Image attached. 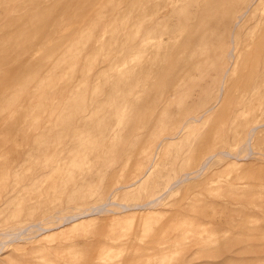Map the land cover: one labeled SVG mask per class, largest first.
<instances>
[{
  "label": "rangeland",
  "instance_id": "obj_1",
  "mask_svg": "<svg viewBox=\"0 0 264 264\" xmlns=\"http://www.w3.org/2000/svg\"><path fill=\"white\" fill-rule=\"evenodd\" d=\"M82 2L0 0V264H264V0Z\"/></svg>",
  "mask_w": 264,
  "mask_h": 264
},
{
  "label": "bare ground",
  "instance_id": "obj_2",
  "mask_svg": "<svg viewBox=\"0 0 264 264\" xmlns=\"http://www.w3.org/2000/svg\"><path fill=\"white\" fill-rule=\"evenodd\" d=\"M84 1V0H83ZM107 1H109V0H107ZM80 2V1H79ZM81 2H82V0H81ZM83 3V2H82ZM81 6H83V5H81ZM96 6V5H95ZM69 7H70V5H69ZM77 7H80V6H77ZM87 9V8H86ZM94 9V8H93ZM95 9H96V12L98 13V10L100 9V8H97V7H95ZM92 10V9H91ZM67 11V10H66ZM80 13V12H79ZM89 13V12H88ZM83 14V15H79V18H78V23L79 24H85L87 21L86 20H84V18L86 17H88L89 15H92V13L90 12V14ZM100 13V15H101V11L99 12ZM6 14V13H5ZM93 16V15H92ZM92 16H90V17H92ZM90 17H88V18H90ZM55 20V22H56V19H54ZM49 28V27H48ZM78 34V35H77ZM82 34V40H84V41H89V39H87V36L85 35V33H84V31L82 30V27H79V29L78 30H76V31H74V33L73 34H71L72 36H67V37H69V40H70V42H73L72 43V46H70V47H68L67 49H65L63 52H61V53H55V52H57L55 49H57V48H59V47H54L53 48V51L50 53L51 55H52V57L54 58V63H55V65H56V68L54 69L53 67H52V70H56V69H58V68H60L59 69V71H57L56 72V75H60V73H63L64 71H66V69H64V68H61L62 67V65L64 64V61L63 62H61L60 63V65L59 66H57V64H56V59L58 58V59H62L61 57H63L65 54H67L70 50H72L74 47H75V45L77 44V43H82L81 41H80V35ZM75 35H77V36H75ZM26 38H27V36H25ZM24 37V38H25ZM31 37V36H30ZM25 38V39H26ZM29 38V37H28ZM52 39V38H51ZM56 39V38H55ZM22 40H24V39H22ZM26 41H27V39H26ZM56 41V40H55ZM54 41V42H55ZM28 42V41H27ZM30 42V41H29ZM20 43V42H19ZM58 42H56V44H57ZM24 44V43H23ZM21 45V44H20ZM19 45V46H20ZM26 45H27V43H26ZM25 45V46H26ZM55 45V44H54ZM53 45V46H54ZM68 45V43H65L63 46H67ZM79 45V44H78ZM78 45H76V47L78 46ZM81 45V44H80ZM29 45H27V47H28ZM30 46H31V44H30ZM63 46H61L60 48H59V51L61 50V48L63 47ZM21 47H24V45L23 46H21ZM32 47V46H31ZM35 47V45L33 46V48ZM26 49V48H25ZM35 49V48H34ZM48 50V49H47ZM51 50V49H50ZM13 51V50H12ZM28 52H29V50H27ZM26 51V52H27ZM5 52V51H4ZM20 52V51H19ZM23 52H25V51H23ZM27 52V53H28ZM50 52V51H49ZM49 52H47V53H49ZM14 54H15V52H13ZM36 53V52H35ZM17 55L19 54V53H16ZM31 54V53H30ZM61 54V55H60ZM19 55H22V56H25V55H23V53H21V54H19ZM6 56V55H5ZM9 56H11V55H9ZM8 56V57H9ZM28 57H29V55H27ZM14 57H15V59L14 60H16V55H14ZM21 57V56H20ZM51 57V56H50ZM32 58V57H31ZM21 59V58H20ZM19 59V60H20ZM68 59H69V61L70 62H72V64H74V65H79V63H81V59H79V58H77V57H73V56H70V58L68 57ZM25 60H27V59H24V61ZM28 60H30V59H28ZM9 61V60H8ZM22 61V60H21ZM12 62V61H11ZM15 62V61H14ZM20 62V61H19ZM23 62V61H22ZM27 62V61H26ZM60 62V61H59ZM10 63V62H9ZM8 63V64H9ZM17 64H20L19 66H21V63H18L17 62ZM30 64H32V62L30 63ZM29 64V65H30ZM12 65V64H11ZM16 65V64H15ZM29 65H28V68H29ZM6 66H7V64H6ZM16 66H18V65H16ZM16 66H14L15 68H16ZM13 67V68H14ZM6 68V67H5ZM12 67L10 68L9 67V69L11 70V72H13V71H15V68H14V70H12L13 69ZM27 68V69H28ZM20 69V68H19ZM30 69H31V67H30ZM29 69V70H30ZM6 70H7V68L5 69V73H6ZM10 70H8L7 72H9ZM17 70V69H16ZM76 71V70H75ZM69 73L70 72H72V71H68ZM5 73H3L4 75H5ZM15 73V72H14ZM9 74H10V72H9ZM7 75V74H6ZM5 75V76H6ZM10 75H12V74H10ZM7 77H9V76H6V78ZM5 110V109H4ZM3 120L5 121L6 120V117H4L3 118ZM2 120V121H3ZM256 129H257V127H256ZM253 134L255 133V131H254V128H253ZM252 131H251V133H252ZM252 136V135H251ZM253 137V136H252ZM251 137H250V133H249V138L248 139H250ZM250 140H252V139H250ZM248 143V142H247ZM247 143H245V144H247ZM251 143V142H250ZM249 145V148H250V144H248ZM249 151H250V149H249ZM219 153V152H218ZM220 153H221V155L223 154L224 156L225 155H230L231 156V154H229L228 152H221L220 151ZM219 153V154H220ZM218 154H216V155H212V156H210L209 158H207V160L205 161V163H203V165L201 166V168L199 169V172L200 171H202V170H204L205 168H206V166L207 165H209L210 164V162L217 156ZM252 155V152H250L248 155H247V158H249L250 156ZM234 157V156H233ZM237 158V157H236ZM6 165H9V163H6ZM2 172H0L1 174L4 172V169L3 170H1ZM185 176L186 177H188L189 176V174H185ZM181 180H179V181H177L174 185H177L179 182H180ZM121 205V207L123 208V207H125L123 204H120ZM145 206H147V205H141L140 207H145ZM151 206V205H150ZM127 210H129V207L127 206ZM75 217H77V216H73V217H70V218H75ZM65 219H69V217H66ZM36 226V225H35ZM23 230V232H25L24 231V229H22ZM21 230V231H22ZM40 230V229H39ZM20 231V232H21ZM9 235V234H8ZM6 236H7V234H6ZM8 237V236H7ZM6 241V240H5ZM5 244V243H4Z\"/></svg>",
  "mask_w": 264,
  "mask_h": 264
}]
</instances>
